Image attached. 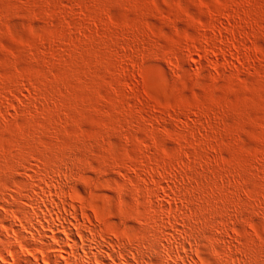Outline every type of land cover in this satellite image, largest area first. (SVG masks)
I'll use <instances>...</instances> for the list:
<instances>
[{"label": "rangeland", "instance_id": "1", "mask_svg": "<svg viewBox=\"0 0 264 264\" xmlns=\"http://www.w3.org/2000/svg\"><path fill=\"white\" fill-rule=\"evenodd\" d=\"M22 144L49 180L80 175L110 224L129 230L127 206L201 232L198 264L228 247L208 261L263 264L264 0H0V159Z\"/></svg>", "mask_w": 264, "mask_h": 264}, {"label": "bare ground", "instance_id": "2", "mask_svg": "<svg viewBox=\"0 0 264 264\" xmlns=\"http://www.w3.org/2000/svg\"><path fill=\"white\" fill-rule=\"evenodd\" d=\"M229 16L230 15L228 14V17ZM228 17L227 18L225 17V18L228 19ZM232 20H233V18H232ZM230 28H232V27H230ZM238 30L240 31V29H238ZM232 32H234V31H232ZM191 49H193V48H191ZM196 49H198V48H196ZM198 51L200 52V54L201 53L203 54V50L201 52V49L200 50L198 49ZM238 51H240V50L238 49ZM204 52L206 53L205 50H204ZM217 52H216V54H217ZM235 54H236V52H235ZM238 54L239 53H237V55H236L237 57H238ZM240 54H241V51H240ZM240 54H239L238 58H240V56H241L242 60H243V58L246 56L243 57L242 56L243 54H241V55ZM205 55H207V53ZM205 55H203V56L205 57ZM217 55H219V53ZM248 57H246V58L248 59ZM247 59L244 58L245 62L247 61ZM242 60L239 62H242ZM245 62H242V63H245ZM27 83H28V81H27ZM30 90H32V89H30ZM7 102H9V101H7ZM8 105L11 106L10 103ZM8 107H7V109H9ZM10 109H12V108H10ZM6 115L7 114H5V116ZM26 124H28V123H26ZM16 136L17 135H15V137ZM177 138H178V136H177ZM30 141H31V139H30ZM35 141H37V140H35ZM17 142L20 143L19 140ZM19 143H17V144H19ZM2 144H3L2 148L4 151L3 154H5V152L8 153L9 151H7L5 149L6 147L4 146V143H2ZM31 144H33V143H31ZM36 145H38V144H36ZM22 146H25V145L22 144ZM22 146H20V147L22 148ZM26 146L28 147V145H26ZM29 146H31V145H29ZM32 146H34V144ZM27 147L25 149H28ZM21 148H20V150H22ZM31 148H33V147H31ZM31 148L28 149L29 150L28 152L21 151L19 153V157L18 156L15 157L14 155L9 157V155H5L6 157H9V158L5 157L6 158L5 160L2 158L4 161H2V159H0V264H198L197 261L195 260L196 258L199 259L200 261H203L202 259H200V254H199V250H198V248H199L198 243H200V241H202V240H199L200 239L199 235L201 232L198 233V231L194 230L193 228L191 229L190 227H189L190 230H188V231L183 230L184 228L187 229L188 228L187 226L189 224H187L186 227H184L185 224L183 223L184 224L183 229L178 230V228H177V230H175V231L174 230H171L172 232L167 231L168 233L164 234V231H165L164 227H163L164 230H162L161 228H159L157 226L153 227V229L148 228V226H146L144 224H150V222H148V223L144 222L146 219L143 218L144 217L143 215H139L133 209L132 210L126 209L124 207H127V206H121L120 204L119 205L121 207L118 208L119 209L118 213L115 215L121 217L122 219L130 221L127 223L124 222L125 225H123L125 227L128 226L129 230L127 231L128 228L123 229L121 227L122 222L121 223H118V222L115 223V221H114L110 224L104 218V215L106 214L104 212V209L102 207L98 206L99 204L98 205L96 204L93 197L92 196L83 197L84 195L83 196L81 195L82 194V191H81L82 186L80 183L81 182L80 175L73 177V175L69 173V169H70V167H69V169L63 168L61 171L63 176H65L68 173V175L66 177L61 178V179L60 178L55 179L54 181H52V178L54 179V177H52L53 176L52 175L51 180H49L50 178L48 179L47 175L51 174V172L49 174H46L44 168H46L45 167L46 163H49L48 165H50V163H52L54 161H52V160L49 161L48 159H46L43 156L45 154V153H43V152H45V151H43V149L41 150L42 153H40V152H37L38 149H36L37 151L36 150L34 151V149L36 147L33 149H31ZM0 150H2V149H0ZM16 151H17V149H16ZM0 152H2V151H0ZM10 152H12V151H10ZM37 153H39L40 155ZM49 155H47V156H49ZM1 156L2 155L0 154V157ZM54 156H57V155L55 154ZM3 157H4V155H3ZM49 157H51V156H49ZM73 160H75V159H73ZM30 161L35 162L38 165H35L34 163L32 165L30 163ZM64 161H67V160H64ZM64 161H61L58 163H60V164L64 163L65 164L64 166H67L68 161L66 163ZM161 161H162V159H161ZM73 163H71V165ZM53 164L56 166H61V165H57V162L53 163ZM85 164H87V163H85ZM85 164H83V165L85 166ZM73 166H71V168ZM75 166H74V168L78 169V167H75ZM81 166H82V164H81ZM61 168H59L57 170L60 171ZM83 168H85V167H83ZM81 169L82 168H80V170ZM47 171H49V170H47ZM55 172H56V169L52 174H56ZM62 175H58V176L60 177ZM156 182H155V184L157 185ZM159 183H161V182H159ZM165 185H163V186H165ZM138 186L140 187V184ZM144 187H145V185H144ZM149 188H150V186H149ZM83 190H84L83 192H85V189H83ZM142 190H140V188H139V190L136 189L135 193H137L139 195V193ZM85 193H88V192H85ZM148 193H150V192H148ZM165 193L167 194L166 191H165ZM175 193H177V191ZM89 194H91V191H89ZM168 194H169V192H168ZM168 194H167L166 198L168 197ZM182 195L184 196V194H182ZM142 196H143L144 200H149V199H146L147 194L141 195L140 197H142ZM173 196L171 194V197H173ZM144 197H146V198H144ZM174 197H173V199H174ZM178 197H180V196H178ZM151 200H152V198H151ZM172 200L169 202H172ZM174 200L176 201V199H174ZM177 200H178V198H177ZM179 201L182 202L181 200H179ZM191 201H193V199ZM175 204H176V202H175ZM180 204L182 205V203H180ZM119 205H117V206H119ZM165 208L168 209L166 206H165ZM175 208H177V207H175ZM182 208H185V207H183V205H182L179 208V206H178L176 211L178 209H182ZM166 209L164 210V212L167 211ZM113 210L115 213L117 212V211H115V210H117V208H115ZM170 210H172V208ZM185 210H186V208H185ZM90 211L92 212L91 214L94 215V219L93 218L91 219L90 214H89ZM173 211L174 210H172V213L170 212L169 214H173ZM181 211H184V210H181ZM189 211H191V212H189ZM189 211H188L189 213H192L193 210H189ZM110 213H112V211ZM184 213H187V212L184 211ZM184 213L183 214L181 213V216H180L181 218H182V216L184 218V216H186L188 214V213L187 214H184ZM199 214L200 213L196 214L197 215L196 217H198ZM106 215H108V214H106ZM115 215H114V217H115ZM166 215H167V213H166ZM175 215H176V217L179 216V215L177 216V213ZM175 215L172 217V219H174ZM203 215H205V214H203ZM207 215H209V214H207ZM193 216H195V215H193ZM200 216H202V215H200ZM156 217L157 216H154L153 219ZM169 217H171V215ZM183 218H182V221H183ZM150 219L152 220L151 217H150ZM150 219H149V221H150ZM159 219L160 218L157 217V220H154L152 222L154 223V222L158 221ZM178 219H179V217H178ZM199 219H200V217L198 218L197 222H196V220L194 221L197 225L199 224L198 223V221H200ZM161 220H159V221H161ZM166 220H169V219H165L164 221H166ZM174 220L171 223L174 224V222H175ZM191 220H193V219H190V221ZM169 221H171V220H169ZM169 221H167V222H169ZM226 221H225V223H226ZM152 222H151L150 227L155 225V224H152ZM163 222H159V223H163ZM129 223H131L130 226L128 225ZM132 223L135 226L132 225ZM159 223L156 225L162 226ZM176 223H179V221L177 222V220H176ZM185 223H187V222L185 221ZM195 223H193L194 226L196 225ZM200 224H201V221H200ZM164 225H165V223H164ZM167 225L171 226L170 224H166V226ZM177 225H180V223ZM177 225H175L173 228L177 227ZM228 225H230V224H228ZM190 226H191V224H190ZM204 226H205V224H204ZM156 227H157V229H154ZM199 227L200 226H197V228H199ZM173 228L171 226V229H173ZM206 228L208 229L209 226L208 227L206 226ZM169 229H167V230H169ZM202 229H203V226H202ZM207 229H205V230H207ZM224 229H225V227H224ZM224 229H223V232H224ZM209 230H208V232H209ZM214 230H215V227H214ZM173 231H174V233H173ZM163 234L165 236H167V235L168 236L165 237ZM221 234H223V233H221ZM206 235H204V236H206ZM214 236H216V234ZM228 236L230 239H232V235H231V237H230V235H228ZM240 236H242V235H240ZM163 237H164V239H163ZM243 237H245V236H242V238ZM247 238H250V236ZM203 240H204V237H203ZM214 241H216V240L214 239ZM226 241H228V240H225V243L228 246ZM250 241L248 240V242H250ZM205 242H207V241H205ZM205 242H203V243L205 244ZM231 242H232V240H231ZM231 242H229V243H231ZM246 242H247V240H246ZM208 244H207V246H208ZM231 244L233 245L234 243H231ZM223 245H225V244L223 243ZM207 246H205V247L209 248V249L211 247H214V245L210 246V247H207ZM218 246L220 247V245H218ZM234 246H236V245H234ZM230 248L231 247H228L229 250H230ZM234 248H236V247H234ZM238 249L242 250L241 248H238ZM238 249H237V252H240V250H238ZM221 250H224V249H221ZM229 250H226V251H228L227 253H229ZM234 250H236V249H234ZM226 251H224V252H226ZM233 251H232V253H234V255L240 254V253H235ZM253 251L255 252V250H253ZM201 252H202V250H201ZM206 252H207V254H205L204 256H206V255H208V253H210V255H208L209 259L206 258L208 260H210V257H212V256H215V257H217L218 255L220 256V254H218V255L216 254L217 256L215 255L213 248L210 250L207 249V251H205L203 253H206ZM224 252L222 254L219 250L217 251V253L222 254L223 258L225 257ZM227 253H226V255H227ZM232 253L230 252L228 255L233 256V255H231ZM238 256L239 255H237L235 257H238ZM194 257H195V259H194ZM212 258H213L212 260H214V257H212ZM227 258H229V257H226L225 259H227ZM225 259H224V261H225ZM231 259L232 260L229 262H227L228 261V259H227L225 261L226 262L225 264H247V262H245V261H244L245 263H241V261L238 262V260H236V258H235V260H233L234 258L231 257ZM245 259H248V258H245ZM208 260H204V262H202V264H214L215 263V261L210 262ZM200 261H199V264H200ZM222 261L220 263L223 264ZM250 261H251V259H250ZM251 262H253V258H252ZM218 263L219 262H217L215 264H218ZM250 263H248V264H250ZM253 264H257V263H253Z\"/></svg>", "mask_w": 264, "mask_h": 264}]
</instances>
